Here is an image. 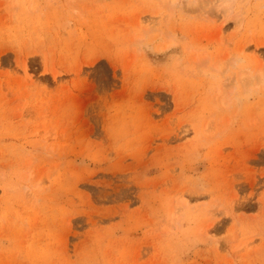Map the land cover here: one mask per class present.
<instances>
[{
  "label": "rangeland",
  "instance_id": "rangeland-1",
  "mask_svg": "<svg viewBox=\"0 0 264 264\" xmlns=\"http://www.w3.org/2000/svg\"><path fill=\"white\" fill-rule=\"evenodd\" d=\"M0 0V264H264V0Z\"/></svg>",
  "mask_w": 264,
  "mask_h": 264
},
{
  "label": "bare ground",
  "instance_id": "bare-ground-1",
  "mask_svg": "<svg viewBox=\"0 0 264 264\" xmlns=\"http://www.w3.org/2000/svg\"><path fill=\"white\" fill-rule=\"evenodd\" d=\"M233 2H234V0H225V1L223 2L224 7H226V8H230Z\"/></svg>",
  "mask_w": 264,
  "mask_h": 264
}]
</instances>
